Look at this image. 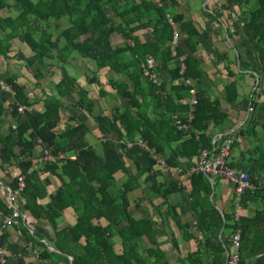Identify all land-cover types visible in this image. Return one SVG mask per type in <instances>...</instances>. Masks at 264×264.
<instances>
[{
  "label": "trees",
  "instance_id": "1",
  "mask_svg": "<svg viewBox=\"0 0 264 264\" xmlns=\"http://www.w3.org/2000/svg\"><path fill=\"white\" fill-rule=\"evenodd\" d=\"M175 4V0H0V10L5 13L0 14V57L5 64L20 58L32 78L26 83L20 80L21 75L4 77L12 93L0 90V117L9 115L12 122L5 119L0 123V172L2 165L8 164L23 175L20 208L44 220L53 231L55 252L35 239L42 250L37 254L40 264H49L46 260L51 264H167L156 239V221L132 217L128 196L139 187L142 174L155 178L158 170L179 167L177 175H181L200 150L216 145L218 139L212 141L214 130L221 131L229 117L221 102L211 98L201 85L198 59L193 56L199 31L190 19L167 9ZM233 8L240 15L241 42L252 47H244L243 53L251 54L249 76L257 77V82H253L244 107L251 109L233 130L230 147L237 150L236 158L230 157L227 164L244 170L252 185L239 195L238 207L246 208L249 201L258 205L246 216L235 217L232 211L221 215L208 199L210 184L202 173H190L186 183L160 180L151 184L149 199L166 200L171 193L188 190V203L196 213L203 236L196 251L185 256L188 264H224L225 240L217 237L220 227L230 233L240 230L238 264H264V208L260 204L264 196V184L260 182L264 173V0H221V8L212 7L211 12L220 20L224 9ZM9 10L14 13L7 14ZM166 14L183 33L174 55L169 44L172 26ZM61 18H65L64 26ZM143 28L152 32L151 41L134 35ZM113 34L121 36L122 44L112 43ZM13 43L25 48L28 55L24 56L17 46L12 47ZM11 50H15V55H9ZM73 54L92 60L96 69L106 68L112 97L122 98L124 103L114 106L109 114L95 112L87 89L79 86L64 68ZM146 56L155 60L153 71L158 84L142 75L141 63ZM178 57H182V72ZM50 60L55 61L59 77L46 91L38 82L43 73L36 64L54 66ZM226 69L232 79L222 84V100L235 105L238 93L234 76L239 73ZM163 70L168 74L165 80L160 74ZM184 79L190 83L184 84ZM86 80L90 84L96 82L95 76ZM35 89L37 92L32 93ZM190 89L195 97L192 119L188 128L177 129L171 115L175 114L181 122L186 119ZM68 98L72 103L62 122V108L68 106ZM21 104L31 108L18 112ZM80 113L93 121L101 153L86 141L89 127ZM237 136L244 142L242 147ZM251 137L253 141L249 140ZM136 138L163 160V168L148 151L135 144ZM35 143L52 154L73 152L74 158L39 162L37 168L28 172ZM138 154L143 161L137 158ZM116 173L123 174L118 183ZM43 175L52 176L56 187L47 201L40 202L48 195ZM8 186L14 188L15 180ZM67 208L74 221L58 227ZM167 212L177 223L173 205L167 207ZM0 214H9L8 203L1 197ZM18 225L27 239L28 230L21 223ZM190 236L183 235L187 239Z\"/></svg>",
  "mask_w": 264,
  "mask_h": 264
},
{
  "label": "crops",
  "instance_id": "2",
  "mask_svg": "<svg viewBox=\"0 0 264 264\" xmlns=\"http://www.w3.org/2000/svg\"><path fill=\"white\" fill-rule=\"evenodd\" d=\"M152 1L156 2L158 0ZM175 3V5L169 6L167 9L171 10V13H179L184 18L190 19L194 27L199 31L197 36V46L193 56L198 59L201 71V85L208 91L211 98H217L221 102V108L229 115L227 121L224 122L222 130H214L212 141L218 139V142L213 147H217L223 142V140H225V138L233 137V130L241 125L244 118L248 115L247 113L243 119H240L241 113L244 111V107L247 103V99L251 95L250 91L252 90L251 86L253 84V79L249 76L251 73V54H244L243 49L246 47L250 50L252 47L251 45L244 46L239 37L241 35V33H239L241 22H239L240 15L239 11H237L238 9H224L222 17L219 20L211 12L212 7L208 0H175ZM13 13L14 10H9L7 14L12 15ZM115 21H118L117 18H115ZM134 33L133 34L142 41L149 42L153 39L152 32L148 28L139 29ZM111 40L114 45H120L123 42V39L119 34H113ZM15 46L23 51L24 56L28 55L29 52L21 47V45L13 43L12 47L16 48ZM9 53H15V50H11ZM75 57L76 56H70L65 65L70 69L72 67L78 68L77 71L79 74L78 78H75L76 83L81 87L88 88L87 90L89 93L92 92V89L96 90V88H98L99 90V88H103L97 93V95H100V98H102V106L99 107V111L94 110L95 112L109 114L114 106L122 105L124 103L122 98L115 99L112 97L113 90L107 84L110 73L106 68L96 69L95 65H92V63L88 61L86 63L81 62L80 66L75 65L74 61H77V58ZM127 57L128 55L124 58ZM13 60L14 59H10L8 63L5 64L0 57V75L19 76L20 73H18V69H16L15 65H9ZM226 68L231 70L232 73H239L236 77L234 76L238 93V101L235 105L225 104L222 100V84L227 80L232 79V77L228 78ZM41 72L43 73V76L38 81L40 85L45 87L46 84H43L41 79L48 78L47 74L50 73H47L42 69ZM50 72L53 73L52 71ZM160 74L162 79L165 80L168 78L166 70H163ZM94 76L96 82L90 84L86 78ZM55 80L57 79L53 76L50 84ZM48 88L49 86H47L46 90H48ZM90 97L92 98L91 95ZM93 101L95 106V100L93 99ZM36 107L38 108L39 106L36 105ZM81 114L82 118L87 121L89 129L91 127V137L99 140V133L95 128L93 121L90 119L92 123L89 125V117H86L83 113ZM173 115L175 114H172L171 117ZM1 119L6 118L0 117V120ZM172 119L174 118L172 117ZM9 121L10 120H8V122ZM138 139L139 138H136V141ZM240 140L238 142L239 147H242ZM86 141L89 143L87 138ZM140 155H136L137 158H140ZM235 155V149L230 147L227 162L230 157L236 158ZM140 159H142V157ZM129 170L133 172L132 165L129 166ZM158 171L160 174L158 173L155 178L146 173L138 178L139 187L131 191L128 196L130 201L128 212L134 218L150 217L156 221L155 233L158 246L163 254L162 260L166 261L167 264H188L185 256L189 252L196 251V248L200 245L203 239L202 232L198 229L195 217L196 213L191 209L188 203L186 195L188 190L184 189L181 192L171 193L166 200L159 197H150L149 199L147 194L149 193V186L154 182L161 180L162 182L180 181L181 183H186V179L190 174L185 172V170L181 175H177V173L173 171V167ZM122 176L123 174L121 173L115 174L114 177L117 183ZM41 178L47 185L48 189V195L40 200V202H45L52 196L53 190L56 187V181L50 175H43ZM210 178L211 181L208 179L210 184L208 199L221 215L231 211L235 217L246 216L253 213L252 209L258 205L257 202L249 201L246 208L238 207V200H235L232 184L221 177ZM9 179L10 176L8 172H0L1 198H4L3 195L5 194L3 191L7 186ZM260 182L264 184V173L260 176ZM256 194H258V192H256ZM260 204L264 208V196L260 200ZM169 205H173L174 211L178 214L177 223L172 220L167 212V207ZM8 211L9 214L7 216H2L0 214V240L3 243L6 252V260L4 264H17V261L22 264H40L37 260V254L42 250L36 244L35 239L40 244L44 245L47 250L56 251L53 247V231L44 220L36 219L28 211L21 209L20 206L15 211L8 207ZM73 221V213L70 208H67L63 211L61 218L58 220L57 226L62 227L67 224H72ZM19 223L28 230V233L34 237L33 239H30L29 234L27 239L21 234L18 225ZM184 225H186V228H183ZM185 233L191 235L189 239L183 237ZM229 235V229L226 228L220 227L217 232V237L225 240L226 249L228 246ZM117 242L118 239L115 238L114 244H117ZM225 248L224 257L226 258ZM46 262L51 264L48 260H46ZM57 264L62 263L58 262Z\"/></svg>",
  "mask_w": 264,
  "mask_h": 264
},
{
  "label": "built area",
  "instance_id": "3",
  "mask_svg": "<svg viewBox=\"0 0 264 264\" xmlns=\"http://www.w3.org/2000/svg\"><path fill=\"white\" fill-rule=\"evenodd\" d=\"M212 7L215 8H221V0H208ZM167 19L172 26V32H171V39H170V48H171V55L175 54L174 47L180 40L182 34L180 30L178 29L177 23L169 17L168 14H166ZM177 60L179 61V72H182L184 70V66L182 63V57H178ZM155 66V60L151 56H146L141 63V71L142 75L146 76L148 80H150L154 84L159 83V79L156 75V73L153 71ZM184 84H189V79L183 80ZM0 90L6 93L11 94L12 90L11 87L7 84H4L3 81H0ZM189 98H188V111L186 112V119L181 122L177 119L175 115L172 117L174 118V122L176 123L178 129H186L189 127V122L192 119V108L195 104V97H194V91L193 89L189 90ZM251 108L248 107V110ZM24 110V107L18 106L17 111L22 112ZM11 127H14L13 124H11ZM232 142V137L225 138L223 142L217 146L212 147L211 149H202L196 156L195 162L186 169L185 172L187 173H202L203 175H208L210 177H221L226 179L228 182H230L233 186V192L235 194V200H239V195L246 189L251 188L252 185L250 184L248 180V176L246 172L240 168L230 167L227 164V158L229 156L230 152V145ZM135 144L139 145L144 150L148 151V154L151 158L155 159L157 163L163 168L165 166L163 160L160 157H157L155 153H153L152 150H150L143 141L138 139ZM129 145V144H127ZM69 159H73L74 156L71 154L68 156ZM43 159H46L45 161L54 162L57 160H62L63 158H52L50 155H45ZM31 166L28 168V172L35 168V166L39 162H43L38 158H34L31 156L30 158ZM166 169V168H165ZM2 171L8 172L10 179L15 180V187L11 188L8 186L5 187L3 193L4 199L8 203V207L12 208L13 211H15L18 206H21L20 204V195L19 192L21 188L23 187V175L20 174L17 170H14L11 166L8 164L2 165ZM173 171L175 173H178L180 171L179 168L173 167ZM239 228H236L233 230L229 235L228 240V246H227V253L225 258V264H238V243H239ZM6 260V252L5 247L3 243L0 240V264H4Z\"/></svg>",
  "mask_w": 264,
  "mask_h": 264
},
{
  "label": "rangeland",
  "instance_id": "4",
  "mask_svg": "<svg viewBox=\"0 0 264 264\" xmlns=\"http://www.w3.org/2000/svg\"><path fill=\"white\" fill-rule=\"evenodd\" d=\"M0 14L1 15H3L4 14V10H0ZM0 15V16H1ZM235 19H236V17H235ZM239 22H241V20H239ZM60 23H61V26H64L65 25V18H61L60 19ZM11 54H14L15 55V53H9V55H11ZM72 56H76L75 54H73ZM71 56V57H72ZM19 56H17V58H18ZM75 58H77L76 60L77 61H74V64L75 65H78V66H80L81 65V62H91L92 63V65H94V62L92 61V60H86V59H83V58H81V57H79V56H76ZM14 60L13 61H11V63L9 64V65H11L12 66V64H14L15 65V67H16V69H18V73H20L19 75H21V78H20V80L21 81H25L26 83H28V82H31L32 81V78L30 77V75L28 74V72L25 70V67H24V62L23 61H21V59L19 58V59H15V58H13ZM50 63L51 64H53L54 66H51V67H47L46 65H45V63H43V64H40V63H37L36 64V66H38L39 68H41L43 71H45V72H47V73H50V74H47L48 76V78H49V75H50V80L48 79V78H42L41 79V81H43V84H46L45 85V90L47 89V86H50V83H51V79H52V77L53 76H55L56 77V79H58V77H59V71H58V68H57V66H56V64H55V61L54 60H50ZM85 63H84V65H85ZM44 65V66H43ZM64 68H65V70H66V72L68 73V74H70V76H73V77H75L76 79L78 78V71H77V69L78 68H76V67H72L71 69L70 68H68V67H66V65H64ZM29 71V73H30V70H28ZM50 71H52L53 73H51ZM4 77L5 76H3V75H0V81H3L4 80ZM229 78V77H228ZM253 79V78H252ZM251 79V80H252ZM57 80H55L54 82H56ZM255 81V78L253 79V82ZM39 82V81H38ZM53 82V83H54ZM252 82V83H253ZM3 83L4 84H6L4 81H3ZM7 85V84H6ZM93 85V84H92ZM253 85V84H252ZM252 87V86H251ZM85 88V87H84ZM254 87H252V89H253ZM88 89V88H87ZM101 89H103L102 87L101 88H99V90H98V88H96V90L94 89H92V92H90L89 93V91H88V94H89V96L91 95L92 96V98L95 100V106H94V110H96V111H99V107H101L102 106V98H100V95H97V93L101 90ZM12 90V89H11ZM37 92V90L35 89V90H33L32 91V93L33 92ZM47 91V90H46ZM218 93V92H217ZM31 93L29 92L28 93V96L30 95ZM70 98H72V97H70ZM70 98H68L69 100H70ZM73 99V98H72ZM68 102V106L66 107V108H62V114H61V121L63 122V121H65V119H66V117H67V115H68V112H67V110L69 109V106H70V104L72 103L71 102V100L70 101H67ZM19 106H21V107H24V109H30L31 108V106H26V105H23V104H21V105H19ZM245 111V112H244ZM244 111L241 113V118L240 119H243L244 118V116L250 111V110H248V108H246V109H244ZM81 114V113H80ZM5 118H6V120L8 121V120H12L10 117H9V115H6L5 116ZM245 119V118H244ZM5 119H1L0 120V122L2 123L3 121H6ZM88 120L90 121L89 122V125H91V123H92V121L90 120V118H88ZM12 122V121H11ZM91 127H90V129H89V132L85 135V139L87 138V140L89 141V143L94 147V149L96 150V152L97 153H101V145H100V142H99V140H97L96 138H92L91 137ZM260 135H261V133H260ZM232 139H233V137H232ZM253 138L251 137L249 140L250 141H253L252 140ZM239 140H240V138H238V136H237V141L239 142ZM241 141V145L243 146V144H244V142L242 141V140H240ZM235 153H237V150L235 149ZM50 155L52 158H68V156L69 155H73L74 156V154H73V152H70V153H66V154H64V153H57V154H52L51 152H49L48 150H47V148L46 147H44V146H41V145H39V144H37V143H35L34 144V152H33V154H32V157H34V158H38V159H40L41 161H45L46 159H43V157L45 156V155ZM69 159V158H68ZM49 161V160H48ZM35 168H37V165L35 166ZM34 168V169H35ZM11 180L12 179H9V181L7 182V184H9V182H11ZM18 208H19V206H18Z\"/></svg>",
  "mask_w": 264,
  "mask_h": 264
},
{
  "label": "water",
  "instance_id": "5",
  "mask_svg": "<svg viewBox=\"0 0 264 264\" xmlns=\"http://www.w3.org/2000/svg\"><path fill=\"white\" fill-rule=\"evenodd\" d=\"M256 82H257V77H255V83H254V85L256 84ZM207 179H209L210 181H211V178H210V176H208V175H204ZM226 253H227V249L225 248V255H226ZM256 257V256H255ZM254 257V258H255ZM225 264V263H224Z\"/></svg>",
  "mask_w": 264,
  "mask_h": 264
}]
</instances>
